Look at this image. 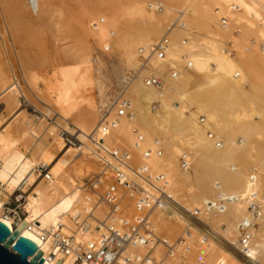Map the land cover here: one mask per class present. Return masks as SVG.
Wrapping results in <instances>:
<instances>
[{"label":"bare ground","instance_id":"1","mask_svg":"<svg viewBox=\"0 0 264 264\" xmlns=\"http://www.w3.org/2000/svg\"><path fill=\"white\" fill-rule=\"evenodd\" d=\"M3 1L5 6L3 5L2 8H6L9 12L8 15L7 10H4L8 15L5 18L9 20L7 24L11 23L13 27L11 30H15V38L29 43L35 39H33V27L36 26H33V21L46 23L47 16H51L50 14L53 16L57 6H54V0H27L35 4V13L38 15L43 13L44 18L47 17L41 21L43 14L39 19L38 15L33 14V16L27 12L23 0ZM88 1L86 3L91 5L85 4L89 7L79 2L80 6L83 4L82 8L85 6V9L81 10L80 17L76 15L74 18H67L68 20L63 19L66 22H62L61 28V21L60 24L57 22L59 16L56 21L59 27L51 25V22L48 24L56 28L53 29L54 31L60 28L58 33L62 32L57 33L60 39L56 35V39L60 41L68 42L93 35L97 36L102 44H108L112 50L116 49L125 55V62L129 66L135 65L140 58L143 60L139 68H127V82L123 83L118 93L113 95L117 98L106 111V118L115 119V125L102 135L107 145L126 146V149H130L131 164L146 163L152 172H162L168 180L167 190L171 196L169 203L161 207L156 206L151 213V220L159 233L178 235L183 237V242L182 246L172 254H166L164 245L160 243L154 246L152 253L162 257L163 264H199L198 261L201 259L205 264H264V0ZM65 5L62 8L67 9L69 4ZM29 8L31 9L32 6ZM62 8L59 9L61 14L64 13ZM98 13L104 17V21L100 20L101 16ZM179 13L185 28L195 29L198 33L204 31L199 35L201 44L196 45L192 39L183 43L177 40L170 42L166 36L157 42L150 37L151 30H161L162 25L172 15ZM40 23H37L39 29L43 26H40ZM48 27L45 29L48 30ZM20 28L23 29L21 33ZM147 28L150 29L149 35H146V39H141L140 33H144L143 30ZM1 30L3 31L4 28H0V36ZM41 30L43 31V28ZM82 41H75L67 50L62 47L64 54L61 56V52L59 59H55L54 56L50 58L52 73L47 75L49 80L46 79V75L44 78L43 73L34 69V64L42 65L43 58L39 63L40 60L33 59V54L25 49L20 53L21 63L24 65L22 66L28 73V80L34 82L36 87L40 81H48L46 89L50 94L48 92L47 94L58 108L59 117L65 120L64 125H68V129L75 130L82 143L81 146L70 147L65 154L66 158H62L52 169L49 166L54 159L51 145L55 144L58 150L66 148L62 131L46 124L43 119L28 118L29 115L22 112L17 114L24 94L18 82L11 78L2 60L3 50H0V103L4 104L5 110L9 113L17 114L14 122L9 123L0 132V217L7 194L17 185L26 190L30 184H33L27 193L24 205L26 222L32 225L30 229L23 227L21 233L38 242V247L45 256L54 249V246L51 234L47 233L44 240L40 239L39 234L42 232L57 230L61 234H73L76 242L95 238L99 233L96 229L81 230L74 220L73 215L76 213L80 218L87 215L91 202L84 191L82 178L74 174L76 167L71 169L73 173L63 167L69 162L67 155L73 149L82 150L85 160L94 157L101 164L97 150L94 151L96 147H93L95 142L92 137L97 138L99 134L104 112L103 103L109 101L102 100V104L99 102L101 107L98 108L92 98L86 96L85 99L81 94L86 93L84 91L94 80L89 73L90 69L88 70L91 65L90 53L85 50ZM159 43L163 44V48L159 47ZM153 54L155 55L150 61L153 73L144 75L145 88L137 87V93L145 101L140 105L141 108L135 110L132 108V103L136 98L131 91L137 75L147 66L146 62ZM146 56L148 57L145 58ZM167 65L175 68L173 75L176 76L174 79L176 86L169 89V92L159 88L162 86L164 74L162 73V77L159 76L161 74L158 70H162ZM146 79L150 80L149 83ZM154 84L157 86L146 87ZM83 100L86 101L84 108L81 107ZM226 100L237 101L236 107L227 115L221 116L222 105ZM151 102H154L152 106ZM120 105L124 107L123 114H118ZM156 106L158 111L153 112L151 107L155 109ZM1 121L2 119L0 124ZM170 127H183L182 131L176 130V133L181 132V137L191 134L199 140L198 148H214L208 153L210 157L214 158L219 154L221 155L219 157L230 161L228 182L231 192L227 200L225 199L228 208L227 212L219 214L217 220H221L224 216L229 219L231 225L241 231L234 237L228 233L225 235L246 253L245 256L249 261H245L235 251L223 248V245L220 246L213 239L206 242L207 236L202 242V237L200 239L196 237L194 227L190 226L187 218L183 216L189 213L204 219L207 214L206 209H202L194 201L196 192L189 182L190 170L181 168L182 157L179 156L180 151L176 144L170 142L166 145L163 141L164 129ZM44 129L47 133L41 138L43 135H40V131ZM222 151L224 154L221 153ZM145 152L148 153L147 156ZM39 164L48 166L50 177L48 179L41 177L44 180L34 189L39 180ZM80 165H83L82 162ZM84 165L88 167L85 162ZM182 165L187 166L186 162ZM250 206L254 207V211L249 210ZM178 207L183 210L180 208V211ZM255 211L259 215L254 216ZM92 213L102 218L106 213L105 205L98 202ZM88 219L92 224L94 223L92 217ZM209 219H212V216H209ZM5 221L11 224V220L5 219ZM246 235L248 237L243 242L242 238ZM146 248L147 246L142 244L136 246L135 250L142 252ZM55 253L53 260L47 264H52L55 260H57L56 264L72 263L71 254L65 255L56 250Z\"/></svg>","mask_w":264,"mask_h":264},{"label":"rangeland","instance_id":"2","mask_svg":"<svg viewBox=\"0 0 264 264\" xmlns=\"http://www.w3.org/2000/svg\"><path fill=\"white\" fill-rule=\"evenodd\" d=\"M8 1H11V0H8ZM23 1H24V6L27 9V12L31 13L32 15L35 14V16H37L38 14L35 13V6H34L35 4H33V2H27V0H23ZM54 1H55L54 6L57 5L59 8H57V6L55 7V13L53 11V13H54L53 16H52V14H50L51 16H47V14L45 15L48 18L50 17L49 18L50 20L47 17L44 18V14L42 13L43 15L42 14L41 15L43 16V18L41 21H44V19L47 18L45 22L47 24L48 23L50 24V22H51V25L53 24V26H55L57 18L59 16L60 19L58 18L57 22H59V24H60V21H61L60 28H61L62 22L65 21L63 19H67V18L70 19L71 17L74 18V17H76V15L78 17H80L81 12H82L81 10H84L85 6L89 7L91 5V3H90V5H89V3L88 4L86 3L87 0L86 1L84 0L85 2L84 1H82V2L78 1L77 2V0L76 1H74V0H64V1L54 0ZM57 1H58V3H57ZM62 2H63V4H62ZM79 2L84 3V5H85V6H83L84 9L82 8L83 4L80 6ZM88 2H90V0ZM0 3L2 5V6H0V13H1L0 14V28L1 27H2V29L4 28L3 31L1 30L2 35L0 36V44H1L0 50H3V51H1L3 53L2 54V60L4 61L5 67L8 68L7 70L9 72L11 78L18 82V85L24 94L21 97V103L22 104L20 105L19 109L17 110V114L19 112H22L23 114L25 113V115H29L28 118L31 117V118L35 119V117H36V118H39L40 120L43 119L44 121H46L45 122L46 124L56 127L57 130L59 129L58 131H62V134H63V132H68V130H70V129H68V125H64L65 120H62L61 116L59 117V114L57 113L58 108L56 107L55 103L52 101L50 95L47 94L48 91H47L46 87L48 86V81L47 82L44 80L40 81L38 83V87H36V85L33 84L34 82L32 83L30 80H28L29 79L28 73H26L27 70L25 67H23L24 65H23V63H21V59H20L21 58L20 53L24 49L28 53L33 54V59L37 58L38 61L40 60L39 63H41L43 60L42 65L34 64V69H35V71L43 73L44 78L46 75V79L49 80V78H48L49 76H47V75L52 73L51 64L49 63L51 61L52 57L54 56L55 59H59V55L63 51V48H64V50H67L71 47L70 45L75 43V41H82L83 40L82 42H84V44H85V46H84L85 50L88 51V53H90L89 62L91 65L89 64L90 66L88 67V70L90 69L89 73L94 80H93V82H90L89 88L88 89L86 88L87 90L83 89V91L85 90L84 92H86V93H81V94H83L84 97L83 96L82 97L85 99H86V96L89 97V99L92 98V100L96 104V106L97 105L99 106L100 103L102 104V100L109 101L110 97L112 95H114L119 90V88L122 87L124 82L121 79V77H123L124 73H127V68L128 69L139 68L140 62L143 61L142 58H140L138 60V62L135 63V65L133 64V66H132L130 64V66H129V64L125 62V60H126L125 55L121 54L116 49L112 50V47L109 46L110 47L109 48L108 44H102L101 41L97 39L98 37L93 36V35H87L86 37H82V38L74 39V40H70V41L68 40V42L66 40H65V42L62 40L60 41L59 40L60 36H58V34H60L62 31H60L58 33L60 28H58L57 31L53 30L55 27L56 28L59 27L58 23H57L58 25H56L55 27H53V26L50 27L49 24L47 25L46 23H40L37 21H33L34 22L33 26L34 25L36 26V27H33V30H34L33 39L35 38L33 40V42L31 41V43H29V42H26L24 40H22V41L17 40L15 38V35H14L15 30H11L13 28L11 23H10V25L7 24V23H9V20L7 18H5V16L7 17L9 15V12L6 8L5 9L2 8L5 6L4 1L0 0ZM77 3H79V4L77 5ZM85 3L89 6H87ZM65 4H69L70 7L71 8L73 7V8L71 9L68 5L69 10H68V7H67V9H66V7H63V8H65V9H63L62 6H66ZM170 5H171V3H170ZM30 6H32L31 9H33V10H31L29 8ZM60 7L64 11V13H62V14L59 11V9H61ZM80 7H81V9H80ZM1 9H2V11H1ZM4 10H7L8 15H7L6 11H4ZM70 11L74 14H72ZM70 13H71V15H70ZM100 13H98V15ZM101 14L99 16H101ZM41 15H38L37 17L39 18ZM174 16H176V17H174ZM180 16H181L180 13L178 15H172L170 17V19H168L162 25L163 28L161 30H159V29L157 31L151 30L152 33L150 32V34H151L150 37L153 40H156L157 42L166 36L169 38L170 42L177 40V41H180L183 43V42H185V40L192 39L194 41V43H196V45L201 44L202 41H199V35H202L204 33V31H200L198 33L197 31L195 32V29L185 28L182 25L183 22H182ZM51 17H53L54 20ZM47 20H49V21L47 22ZM100 20L104 21V17L101 16ZM37 23H40V26L43 25V26H41V28H43V31L41 30V28L40 29L38 28L39 26H37V25H39V24H37ZM47 26H49L48 30L51 29L50 31L54 32L55 34L46 30ZM22 30L23 29H21V28L19 29L20 33L22 32ZM40 30L44 34L41 33ZM148 30H150V29L149 28L144 29L143 30L144 33H140L141 39L147 38V36L149 35ZM38 32L41 34V36ZM53 34L55 35V37ZM38 37H40V38H38ZM56 37L59 39H56ZM57 40H59V41H57ZM156 43H154V44H156ZM68 44H69V47H67ZM65 47H67V48L65 49ZM84 47H83V49H84ZM70 51H72V50H70ZM74 51H73V54L75 53ZM63 54L64 53L62 52L61 56ZM154 55L155 54H153L150 57V59H148L149 61L147 60V62H146L147 66H145L143 68L142 72L137 75L136 83H135V85L131 91L133 96H135V98H136L135 101H133V103H132L133 104L132 108H134L135 110L141 108L140 105L144 104L143 101H145V100L137 93V87H139L140 89L145 88V85L143 82L144 75L153 73V71L150 67V61ZM147 57L148 56H146L145 58H147ZM44 60H47V61H44ZM172 67L173 66L170 67V65H167L163 68L165 70H163V69H162L163 71L161 69L158 70V72H160V74H161L159 76L162 77L164 74V76L162 77V86L159 88L166 91V92H169V89H171L175 85L174 79L176 78V76L173 75V71L175 68H172ZM44 68L47 70H45ZM45 82L47 85L45 84ZM153 86L155 87L157 85L154 84L152 86H146V87H153ZM136 96L138 97V99ZM83 102H84L83 105L82 106L80 105L82 108H84V106L86 105V101L83 100ZM151 103H152L151 104V106H152L154 104V102H151ZM155 103L157 104V102H155ZM236 103H237V101H235V100L233 102L226 100L224 102V104L222 105L221 116H225L229 112H231L233 110V108L236 107ZM98 108H100V106ZM52 109H55L56 111H51ZM151 109L153 112L158 111L157 106L155 109H153V107H151ZM17 114L9 113L7 110H5L4 104L0 103V119H2L1 124H0V132L6 126H8L9 123L14 122L13 120ZM136 114H137V112H136ZM40 120H38V121H40ZM63 126H65V127H63ZM70 126L73 128L72 124H70ZM66 127H67V129H66ZM63 128H64V130H63ZM183 129H184L183 127H170L166 130L164 129L165 133H164L163 141L165 142L166 145L170 144V142H173L176 144L177 148L180 151L179 156L182 157V160L180 161L181 162L180 163L181 168L183 170H186V169L190 170L189 182L192 184L193 190L196 192V197H195L194 201H196V204H198L202 209H206L205 213L207 214V216L204 218L205 220L201 219L197 215H190L189 213L188 214L185 213L183 216H185L187 218L188 222L190 223V226L194 227L193 230L196 231V235H197L196 237L198 239H200L202 237L203 228H206L209 231V232H206V235H207V239H205L206 242L214 240L216 243L220 244V246L223 245L224 246L223 248L227 249L228 251H231V250L235 251L240 256H242V258H244L245 261H249L247 256H245L246 253L242 252V250L238 248V245H235L234 244L235 242H231L230 239H228V237H226V235H225V233H228L230 236L234 237V236L239 235V233L241 231H238L236 226L231 225L229 223V219H226L224 216H222L221 220H217V218L219 217V214L220 215L222 213L224 214V212H227V208H228L225 205V202L227 200L226 198L228 197V195L231 192L230 183L228 182V176H229L228 168L230 165V161L225 159V158L219 157V156H221L219 154L216 155V157L214 156V158L210 157V154H208V153H210L209 151L213 150L214 148H206V147L198 148L197 142H199V140L195 139L194 136H191V134L186 135L185 137H181V135H180L181 132L176 133V130L182 131ZM44 130L40 131V135H43V136H41V138H44L45 134L47 133V130H45L46 132ZM69 132L77 135L75 133V130H73V131L70 130ZM172 136L174 137V139H172ZM239 138L241 139V137H239ZM91 143L93 144V142H91ZM52 145H54V146H52ZM52 145H51V150H53V152H54V159H53L52 164L49 165L51 169L53 167H55L58 162L60 163V160L62 158H66L65 154L70 147L81 146L82 143L81 142L77 143V145L66 144V148L62 149V150H58V148L56 147L55 144H52ZM93 147H95V146L93 145ZM123 147L126 148V146H123ZM195 147H196V150H195ZM74 150L75 149H73V151L68 153L69 155H67V157H68L69 162H67V164H65L63 167H66L72 173H73L72 168L76 167L74 174H75V176L80 175V178H82V182H83L84 187H85V183L87 182V179L90 176L94 175L97 171H99L100 164H99L97 158H94L92 156L93 160L91 158L85 160L86 157H84V153L82 152V150H75V151ZM128 150L130 151V149H128ZM129 153H131V151ZM221 153L224 154L223 151ZM95 155H96V153H95ZM96 157H97V155H96ZM90 160H92V161H90ZM83 161L85 162V164H87L88 167H91V168L86 167V165H84ZM80 162H82L83 165H80ZM183 162H186V164H187L186 167H183V165H182ZM77 165H78V167H77ZM83 168H85L86 171ZM82 169H83V174L81 175ZM88 169H89V171H88ZM78 171H80V172H78ZM41 177H42V175H39V177H38L39 180H37V182L34 186V189L36 188V186L41 181L44 180ZM34 189L32 191H34ZM84 191H85V193H87L89 191L88 187H85ZM181 207H178V208L180 209ZM105 208H106V206H105ZM181 209H180V211H181ZM175 210L176 209H173V211H175ZM249 210L254 211V207L250 206ZM257 215H259V213L257 211H255L254 216H257ZM209 216H212V219H209ZM213 224H215V225H213ZM164 235H167V237L170 241H175L176 238L179 237L178 235L174 236V235H170V234H166V233ZM184 237L187 240L186 236H184ZM237 241L239 243V240H237ZM202 242H204V239ZM198 262H199V264L200 263L205 264L204 263L205 261L202 259H201V261H198ZM256 264H258V263H256Z\"/></svg>","mask_w":264,"mask_h":264},{"label":"built area","instance_id":"3","mask_svg":"<svg viewBox=\"0 0 264 264\" xmlns=\"http://www.w3.org/2000/svg\"><path fill=\"white\" fill-rule=\"evenodd\" d=\"M158 45L163 48L162 43ZM127 75L124 73L121 77L124 83L127 82ZM149 81L146 79L147 83ZM116 98L117 96L112 95L109 102L103 103L104 112L99 134L97 138L91 136L101 164L99 171L90 176L85 183V187L89 190L87 198L91 202L90 210L81 218L77 213L73 215L81 230L96 229L99 233L95 238L77 242L74 241L73 234H61L57 230L40 233L41 240L47 237V233L51 234L54 246L46 256L42 253L43 264L53 260L55 250L65 255L71 254L73 256L71 264H163L162 257L152 253L154 246L158 243L164 245L166 254H172L182 246L183 237L169 241L165 235L157 231L151 220V213L155 207L166 205L171 198L165 175L162 172H152L146 163L131 164L128 149L109 146L104 141L102 134L116 122L113 118H106V111L111 108ZM123 113L124 107L120 105L118 114ZM63 136L66 144L75 145L80 142V138L73 133L63 132ZM145 155L147 156L148 153L145 152ZM38 170L42 177L46 179L50 177L47 165L39 164ZM32 187L33 184H30L24 190L17 185L3 201L0 220L4 221L11 230L26 220L24 205L27 193ZM98 202L106 206V213L102 218L92 213ZM88 217H92L93 224ZM5 219L11 220V224L9 225ZM31 225L26 222L24 227L30 229ZM206 232H209L208 229L203 228L202 239L206 238ZM247 237L248 235L242 238L243 242ZM37 244L39 245L38 242ZM142 244L147 246L144 251L135 250L136 246ZM56 262L57 260L52 264Z\"/></svg>","mask_w":264,"mask_h":264},{"label":"water","instance_id":"4","mask_svg":"<svg viewBox=\"0 0 264 264\" xmlns=\"http://www.w3.org/2000/svg\"><path fill=\"white\" fill-rule=\"evenodd\" d=\"M26 220L12 230L0 220V264H43L42 251L36 241L21 234Z\"/></svg>","mask_w":264,"mask_h":264}]
</instances>
